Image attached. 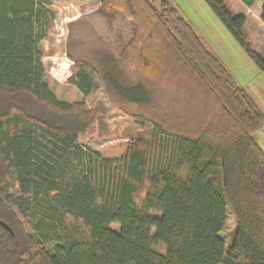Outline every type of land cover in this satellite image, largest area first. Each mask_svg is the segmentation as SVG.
<instances>
[{
    "label": "trees",
    "instance_id": "trees-1",
    "mask_svg": "<svg viewBox=\"0 0 264 264\" xmlns=\"http://www.w3.org/2000/svg\"><path fill=\"white\" fill-rule=\"evenodd\" d=\"M53 1L0 0V264H264L263 114L252 95L170 0H100L109 29L69 54V82L94 92L89 64L150 129L119 157L88 152L77 141L98 115L45 79L39 42ZM205 1L264 71L247 17Z\"/></svg>",
    "mask_w": 264,
    "mask_h": 264
},
{
    "label": "rangeland",
    "instance_id": "rangeland-1",
    "mask_svg": "<svg viewBox=\"0 0 264 264\" xmlns=\"http://www.w3.org/2000/svg\"><path fill=\"white\" fill-rule=\"evenodd\" d=\"M170 1L191 22L209 50L226 65L237 83L246 89L258 104L263 114V126L254 136L264 149V71L234 38L205 0ZM154 2L159 4L160 0ZM226 2L233 12L242 13L247 17L244 28L247 41L253 49L262 53L264 59L262 2L258 0L252 7L245 6L241 0H226ZM100 3V0H54L52 2L54 18L46 36L39 42V48L43 55L45 79L52 91L65 101L85 100L89 108L98 115L95 127L86 136L80 137L77 144L88 152L97 151L103 157H119L128 141L135 138L141 130L150 129L149 124L138 115L135 106H124L112 99L99 73L93 71L89 64L85 65L86 69L93 73L97 83L94 92L84 96L69 82L71 68L75 62L69 54L72 52L83 55L88 51V46H92L90 43L109 29L107 19L99 13ZM77 19L82 21L78 20L73 24L72 22ZM114 26L122 30L126 39L131 36L129 18L119 16L114 21ZM112 227L119 228L118 225ZM234 227L235 220L233 214L229 212L226 227L221 232L227 243L231 239ZM157 248L160 251L165 250L162 244Z\"/></svg>",
    "mask_w": 264,
    "mask_h": 264
}]
</instances>
